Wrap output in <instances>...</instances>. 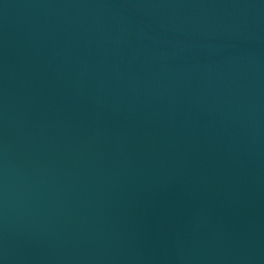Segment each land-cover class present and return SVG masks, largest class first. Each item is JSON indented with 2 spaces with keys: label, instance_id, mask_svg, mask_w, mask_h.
Instances as JSON below:
<instances>
[{
  "label": "water",
  "instance_id": "water-1",
  "mask_svg": "<svg viewBox=\"0 0 264 264\" xmlns=\"http://www.w3.org/2000/svg\"><path fill=\"white\" fill-rule=\"evenodd\" d=\"M0 264H264V0H0Z\"/></svg>",
  "mask_w": 264,
  "mask_h": 264
}]
</instances>
